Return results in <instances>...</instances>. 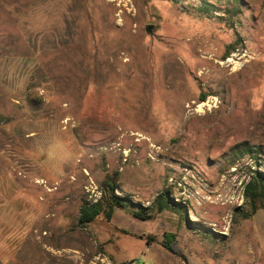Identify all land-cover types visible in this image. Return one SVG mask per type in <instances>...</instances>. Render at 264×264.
I'll return each mask as SVG.
<instances>
[{
	"label": "rangeland",
	"instance_id": "374dc122",
	"mask_svg": "<svg viewBox=\"0 0 264 264\" xmlns=\"http://www.w3.org/2000/svg\"><path fill=\"white\" fill-rule=\"evenodd\" d=\"M254 171L264 0H0V227L13 199L36 215L0 264H257ZM115 173L133 206L79 227Z\"/></svg>",
	"mask_w": 264,
	"mask_h": 264
},
{
	"label": "trees",
	"instance_id": "16d2710c",
	"mask_svg": "<svg viewBox=\"0 0 264 264\" xmlns=\"http://www.w3.org/2000/svg\"><path fill=\"white\" fill-rule=\"evenodd\" d=\"M202 6L199 9V12L202 14H207L208 9L206 5L207 2L202 1ZM117 174L115 173L112 176L104 177L100 185L99 192L101 197L95 202L84 201L79 208V216L77 218V225L79 227H85L88 224L92 223L100 215H104L106 219H110L114 210L116 208H124L127 206H133V204L125 197H121L115 194V191L118 190L117 187ZM264 195V173L254 171L250 180L244 187L243 197L248 202L250 207V212L247 215H244V219H248L253 216L258 207L256 202L258 199ZM158 211H162L165 208L169 207V191H163L155 198L154 201ZM137 206V205H135ZM133 215L139 219L145 220L150 218V213L148 208H138L133 209ZM163 247L173 254H177L176 240L175 235L172 233H166L162 242Z\"/></svg>",
	"mask_w": 264,
	"mask_h": 264
},
{
	"label": "crops",
	"instance_id": "0c3cea01",
	"mask_svg": "<svg viewBox=\"0 0 264 264\" xmlns=\"http://www.w3.org/2000/svg\"><path fill=\"white\" fill-rule=\"evenodd\" d=\"M11 204L10 210L12 211L6 216V220L10 223V230L5 232V229L0 227V260L2 262L8 261L13 256L29 229L32 228L36 216L33 204L23 197L13 199ZM13 210L17 213H14ZM259 212L261 213L260 217L254 219L257 224L254 225L257 228L255 240L259 249L257 264H264V208L258 210L256 214Z\"/></svg>",
	"mask_w": 264,
	"mask_h": 264
},
{
	"label": "water",
	"instance_id": "95a60500",
	"mask_svg": "<svg viewBox=\"0 0 264 264\" xmlns=\"http://www.w3.org/2000/svg\"><path fill=\"white\" fill-rule=\"evenodd\" d=\"M151 28H152L151 26H148L147 29H146V31L147 32H150L151 31Z\"/></svg>",
	"mask_w": 264,
	"mask_h": 264
},
{
	"label": "bare ground",
	"instance_id": "6f19581e",
	"mask_svg": "<svg viewBox=\"0 0 264 264\" xmlns=\"http://www.w3.org/2000/svg\"><path fill=\"white\" fill-rule=\"evenodd\" d=\"M201 107V106H200ZM140 137V136H139Z\"/></svg>",
	"mask_w": 264,
	"mask_h": 264
}]
</instances>
